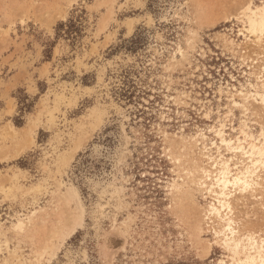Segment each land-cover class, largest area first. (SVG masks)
I'll use <instances>...</instances> for the list:
<instances>
[{"label": "rangeland", "instance_id": "rangeland-1", "mask_svg": "<svg viewBox=\"0 0 264 264\" xmlns=\"http://www.w3.org/2000/svg\"><path fill=\"white\" fill-rule=\"evenodd\" d=\"M263 2L0 0V264L229 262L192 179L242 170L221 124L262 139L260 97L232 95H264V39L243 35ZM262 193L236 194L241 233L264 237Z\"/></svg>", "mask_w": 264, "mask_h": 264}, {"label": "bare ground", "instance_id": "bare-ground-1", "mask_svg": "<svg viewBox=\"0 0 264 264\" xmlns=\"http://www.w3.org/2000/svg\"><path fill=\"white\" fill-rule=\"evenodd\" d=\"M243 14L245 17V31L247 33L243 35L249 39H251V37H255V44L258 43L257 45L260 46L259 44H262L264 39V6L261 8H254L253 5H250L246 8ZM230 43L234 46L233 41ZM180 53L184 56L183 52L180 51ZM263 78L264 77L262 76L258 77L261 82H264ZM237 93V96L232 95L234 106L242 108L245 113L249 111L248 104L252 99L256 101L257 96L260 97V100L264 105V95H256L251 91L245 90H238ZM238 98L241 103L236 101ZM224 124H221L220 129L217 130V136L221 139L222 145L226 146L230 150H234L236 152L238 151L240 153L242 156L241 163L243 164L242 170L237 173H233L228 162L220 164L221 166L217 169L214 176L204 169L198 168L201 173V177L197 182L192 179V183L207 189V191L214 196V203L209 206L210 209L208 212L209 215L217 219L220 224L221 228L215 231V234L216 237L221 240L225 250L230 254V261L226 264H264V237L260 235L255 236V233H241V229L237 227V223L233 218V200L237 193L242 196L249 193L252 197L257 198L256 191L258 188L262 187L264 190V186L261 183L262 180L259 175L260 170L264 169V133L262 134V139H258L254 138V136L250 135L246 130H242L245 142L250 141L249 147L247 148V146H245V142H242L241 140H238L239 144L234 147L235 144L233 141H229L225 138L226 125ZM244 125L246 128L248 127V125ZM13 129L18 131L17 127H13ZM172 143L174 144V142ZM207 181H209V183H207ZM184 183L185 179H183V184H180L179 180H174L171 185L172 194H178L177 196L184 194L183 188L184 185H186ZM69 191L74 194V196L77 195L76 191L72 187H70L67 192L70 195ZM72 196L73 195L70 196L71 199L74 197ZM35 214L36 211H33L29 216L27 215L25 218H23V216L18 219V221L14 224L15 230H24L28 223L31 224ZM76 229L77 227L71 229V231L67 233L66 237H71L76 232ZM7 248H9L8 244ZM0 252H2L1 244ZM13 255L12 257L15 258V254Z\"/></svg>", "mask_w": 264, "mask_h": 264}]
</instances>
